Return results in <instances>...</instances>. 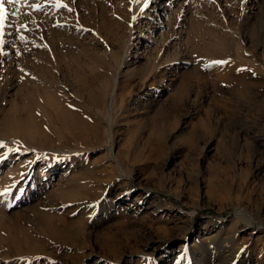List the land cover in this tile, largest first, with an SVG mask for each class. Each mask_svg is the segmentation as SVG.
Here are the masks:
<instances>
[{"label":"rangeland","instance_id":"obj_1","mask_svg":"<svg viewBox=\"0 0 264 264\" xmlns=\"http://www.w3.org/2000/svg\"><path fill=\"white\" fill-rule=\"evenodd\" d=\"M61 2L68 7H57V0L16 4L5 0L0 151L5 147L6 152L0 155V177L7 166L35 155L28 168L34 173L42 152L62 156L61 151L55 153L56 147L77 149L74 155L79 159L76 167L65 163L53 170L52 178L45 176L43 182L32 184L28 194L26 189L17 191V182L8 193L4 192L10 187L0 193V264H96L95 259L99 264H152L178 245L184 248L181 258L187 262L188 254L207 247L215 233L216 240L227 238L226 245L243 252L238 254L242 262L234 264H264V0H171V8L159 14L161 25L147 13L134 22L135 0ZM158 55L160 63L153 64ZM187 70L194 71L186 84L189 91L181 84ZM149 71L160 72L163 82L167 79L172 85L151 94L156 82H162L159 77L153 79L151 73L141 80L146 83L137 85L139 75ZM121 87L127 91L131 87L133 95L114 104ZM198 92V107L213 110L206 120L211 133L202 141L206 150L201 161L196 162L200 143L191 152L177 146L159 158L133 162L131 174L121 171L126 166L116 161L115 153L122 148L127 118L154 120L152 131L159 134L164 120L179 115L194 119L200 132V118L207 115L199 108L193 112V105L192 116L187 108L177 113L150 109L174 104L183 94L182 98L193 99ZM220 101L228 108H219ZM146 131L151 129L145 127ZM144 150L149 153L148 146ZM74 171L71 178L81 187H73V198L77 192H93V185L99 183L96 188L104 190L102 203L112 208L128 179L131 186H139V192L168 200L179 210L178 217L151 219L136 205L123 209V215L102 216L96 209L93 212V201L85 195L78 200L79 209L69 212L73 203L59 194L58 185ZM37 204L51 220L65 212L79 216V211L87 217L92 212L78 233L82 246L62 244L48 231L41 232L51 224L33 210ZM238 207L242 213L235 215ZM189 210H195L192 218ZM201 254L197 264L220 263L206 252Z\"/></svg>","mask_w":264,"mask_h":264},{"label":"bare ground","instance_id":"obj_2","mask_svg":"<svg viewBox=\"0 0 264 264\" xmlns=\"http://www.w3.org/2000/svg\"><path fill=\"white\" fill-rule=\"evenodd\" d=\"M170 1L171 0H135L134 7L132 6V9L130 8L132 10V17H133L132 20L134 22L136 20L139 21L140 18L142 16H144L145 13H147V16L152 20V22L156 21L155 19H159L160 22L158 20L157 21H158V23H160L159 25H161L162 18L159 17V14L160 13L164 14L165 11H168L171 8L172 3ZM123 3H124V0H123ZM131 41L132 40H131V35H130V42ZM185 41H187V40H185ZM128 49H129V47H128ZM131 51L129 53V58L134 56V52H131ZM160 58H161L160 55H158V57H155L153 59L154 60L153 64L154 63L155 64L160 63L159 62ZM148 61H150V60H148ZM117 72H119V71L117 70ZM151 73H152L153 79L155 77H159L160 78L159 80L161 81L162 78L164 77L163 74H159L160 72L153 73L152 71H149L148 73H145V74L139 73L140 75L138 78L140 80H139V82H137V85L140 86L143 83H146V81H141V80H143V78L147 79L148 77H150ZM172 73H174V72H172ZM193 75H194V71H189V70L184 71L182 73L181 84L184 85L183 88H185L187 91H189L191 89V87H187L186 84L192 79ZM132 77L133 76H131L130 78H132ZM166 78H168V77H166ZM156 83H158V85L156 86V89L152 93L150 92L151 94L154 93V95H157L158 91H159V93H161L162 89L168 90L170 85H172V83H170V82L167 83V79L164 80V82L162 80V82L157 81ZM124 87L126 88L127 86H124ZM124 87L120 88L121 90H120L119 94L115 93L116 98L114 100V102H115L114 104H116V102L118 101L119 98H121V97L123 98L126 95H129L132 93V90H130L131 87L129 88V91L125 90ZM159 88H161V92H160ZM199 93L200 92L196 93L195 97L193 99L190 98L189 96H187L186 98H182V97H184L183 96L184 94H183L182 96H179V98L176 100L177 102L175 101L174 104L172 103L173 105L172 104L171 105L169 104L167 106L166 105L165 106L155 105V106H152V108H150V109H153L154 112H156V113H164V112L168 113L171 111H176V113H177V111L185 110L187 108L186 109L187 112H190L191 111L190 106L193 105L194 110H192V111L195 112V110L197 108H199L198 105H200L198 103V101L200 100L199 98H201ZM132 95H133V93H132ZM160 95H162V94H159V96ZM185 95H188V94L185 93ZM126 99H127V97H126ZM221 101H220V103L218 102V104L216 103L217 106L219 108L222 107L224 109H227L228 106ZM203 107L199 108L198 111L199 112L201 111V113L205 112V114L207 115V118H205V119L200 118L201 119V125L203 126L202 130L199 129V130H201L200 132L197 130L198 126L195 125V123L193 122L194 119L192 121L183 120V118H181V116L179 117V115H177V117L173 116V119L171 121L164 120V124L166 126L160 125V128L162 131L159 134H156V131H152L155 128V126L157 125V123L154 120H149V121L146 120L144 122H142V121L140 122V121H136L137 118H139V117H137L135 121L131 120L130 118L128 120V118H127L128 127L125 129V132L122 133V135H124V138L122 137V141H121L122 142L121 143L122 148L121 149L119 148L120 150L116 151V153H115L116 161L119 164H125V166H126V168L124 170H123V168L120 170L125 172L126 174H131V172H132L131 167L134 165L133 162L135 163L136 161H139V160L145 159V158H149L152 156H154L155 158L156 157L159 158L161 156L166 155V153H169V151H172L173 148L178 149V147H180V149L187 150L188 152H191L192 149H199L200 148L199 145H201L202 141L206 140L207 137L209 136V134L211 133V130H210L209 125H208L209 120L208 121H206V120L208 119V116H210V113L213 110L211 111L210 108L204 109ZM233 107L234 106H232V108ZM192 111L189 114L190 116L195 114ZM199 112L198 113L196 112V115L198 117H200V115H201V114H199ZM171 113H173V112H171ZM176 113H174V114H176ZM122 117H123V114H122ZM200 119H197V122H199L198 120H200ZM76 120L78 121V118H76ZM140 120H141V118H140ZM77 121L73 120V122H75V123H77ZM111 121H113L112 117H111ZM113 122H115V120ZM123 123H124V121H123ZM196 124H198V123H196ZM145 127H147V129H151V131L149 133H147V131H146V133H145ZM152 135H156V136H154V138H153ZM169 135H172V138H173L172 141L167 140L168 139L167 137ZM109 138H110V140L114 141L115 134L113 132H111L109 134ZM65 144L68 145L69 142L67 141V142H65ZM146 146H148V150H149L148 154H146V152L144 150V148ZM4 148L1 149L3 151L2 152L0 151V155L4 154L6 152V150H4ZM53 149H54L55 153L61 151L62 156L51 155V154L48 155V153L42 152V154H41L42 157L40 158L42 160L40 161L39 166L35 169L34 173L30 172L29 171L30 169L28 170V168H29L31 161L33 159H35V157H36L35 155L31 157V160L28 159V161H25V162L24 161L14 162V164H11L10 166H7L5 169H3L4 171H2V175H1L2 177H0V193L3 194L4 190H6V187L7 188L10 187L9 189H7L4 192V193H8L10 191V189H12V186L17 182L19 184V190H17V191L20 192L21 190L26 189L25 191L24 190L23 191L25 192V194H28L31 192L32 184L38 183V182H43L42 179L45 176L51 177L52 175H54L53 170L58 169L59 166L61 167L63 164L66 163V165H68V168L69 167H73V168L76 167L75 165L77 163L76 161H77L78 157L76 155H74L75 154L74 151H76L77 149H71L68 146L67 147H56ZM204 150H206L205 142H204V144L201 145L200 151H199L197 159H196L197 163H199V161H201V159L203 158ZM170 157L172 159L176 158V156H170ZM13 159H14V157L12 158V160ZM2 160H4V159H2ZM18 170H20L19 173L17 172ZM75 173L76 172L74 171L69 178H66L64 181H62V184L58 185V189L60 190L59 194L64 195L66 197H69V199L67 200L68 201L67 203H73L72 208L69 210V212H72L73 210L79 209L77 207L78 202L83 198L82 196L85 195L86 197H88V200L93 201V212L96 209V211H98V213L102 216L117 215V214L123 215L125 213V212H123V209H127V208L132 207L133 205H136L137 209L141 213H144L145 215L149 216L151 219H154V218H156V219L157 218L158 219L159 218L173 219V218L178 217L179 210L177 208H175V206H173L168 200H166L164 197L159 196L157 193H152V192H148V191L139 192L140 191L139 186H137V187L131 186L129 184L128 179H127V183L125 186V188H126L125 191L123 193L119 194V196L117 197L118 202L112 208H110L109 204L107 205V203H105V201L102 203L101 198L103 197L104 190L103 189L100 190L99 187L96 188V186L99 183L98 184L96 183L97 184L96 186L93 185V187L95 188V189L93 188V192L90 190H88V191L86 190L84 194L82 192H77V196L74 195L76 198H73V196L71 194L75 191L73 187L76 186L77 184H78V186L81 187V183L79 181L77 182L74 177L71 178ZM77 173H80V172H77ZM42 185H43L42 187H45L46 183H44ZM92 196H93V199H92ZM100 200H101V202H100ZM83 205L88 206L89 204H82L80 207H82ZM98 205L100 206V208H97ZM34 206H36V205H33V207ZM39 206L40 205L37 204V206L33 210L37 211L40 214V216L43 217L42 218L43 220L45 218L48 219L50 221L49 223L51 224V227L49 229L42 227L41 232L44 233V232L48 231L49 234H51L55 240L60 241L62 244L64 243L67 245H72L74 247L79 246L80 243H79L78 233L80 232V230L82 228H84L85 224H88L89 221L87 219H89L88 217L92 215V212H90L91 214H89L88 217L85 215L84 216L80 215L79 211L77 213V214H79V216L75 215V213L71 216V214H69L68 212H65L63 215H59L58 217H54L53 220H51L52 218H50V215L48 213H46L44 210H42ZM243 208H244V206H243ZM188 212H189V217L192 218V215L195 213V210H189ZM241 213H242V209L238 207L236 209L235 215H239ZM258 216H256V217H258ZM243 217H244V214H243ZM223 219H225V217H223ZM251 219H252V217H251ZM203 225L205 226V224H203ZM75 235H78V236H75ZM215 235H216V233L212 235L213 239H211L209 244H207V247H202L201 250L199 249L200 252L201 253L206 252L207 254L213 256L217 261L220 262V263L217 262L219 264H221V263H223V264H234L237 260L242 262L243 259H241L242 257H240L238 254L243 253V252H240L239 249L238 250L231 249L229 247L230 244L226 245L225 242L227 241V238H222L220 240H216ZM183 249L184 248L182 247V245H178L176 248H168L166 250V254L164 256L160 255L156 259H154V260L152 259L153 261H151V262H153L152 264H154L155 262L157 264H160V263L163 264V262H167L168 259H171L172 262L176 261V263L178 262V264H184L186 262V258L183 257L185 259V262L183 263V258H181L182 252H180ZM185 251H186V249L183 252H185ZM200 252H198V251H196L195 253L190 252V254H188L189 256L187 257L188 258L187 262L189 264H197V262H199L197 260H198V256L201 254ZM235 253H237V254H235ZM237 255L239 256L238 258H237ZM195 259H196V261H195ZM98 260L99 259H95L96 264H99ZM146 261H148V260H146ZM102 264H110V263L103 262ZM145 264H151V263H149V261H148V262H145Z\"/></svg>","mask_w":264,"mask_h":264},{"label":"snow or ice","instance_id":"obj_3","mask_svg":"<svg viewBox=\"0 0 264 264\" xmlns=\"http://www.w3.org/2000/svg\"><path fill=\"white\" fill-rule=\"evenodd\" d=\"M20 0H7V3L9 4H16L19 3ZM34 7H39L38 5H34ZM57 7H68L67 4H64L61 2V0H57ZM71 10V9H69ZM8 12L5 7V0H0V44H2L3 41V34H4V27L6 23V18H7ZM13 16L16 15L15 12L12 13ZM22 27H26V25H22ZM25 37L21 36V39H24ZM214 63H226V61H216Z\"/></svg>","mask_w":264,"mask_h":264}]
</instances>
